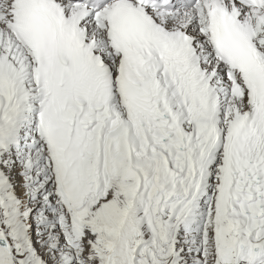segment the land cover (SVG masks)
Returning a JSON list of instances; mask_svg holds the SVG:
<instances>
[{"label": "snow or ice", "instance_id": "obj_1", "mask_svg": "<svg viewBox=\"0 0 264 264\" xmlns=\"http://www.w3.org/2000/svg\"><path fill=\"white\" fill-rule=\"evenodd\" d=\"M0 264H264V0H0Z\"/></svg>", "mask_w": 264, "mask_h": 264}]
</instances>
